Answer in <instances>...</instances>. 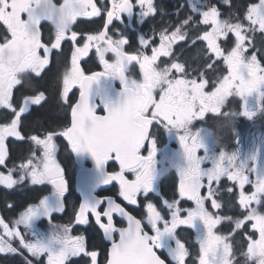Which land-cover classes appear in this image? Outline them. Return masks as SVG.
I'll return each instance as SVG.
<instances>
[{"label": "snow or ice", "instance_id": "6c2138e0", "mask_svg": "<svg viewBox=\"0 0 264 264\" xmlns=\"http://www.w3.org/2000/svg\"><path fill=\"white\" fill-rule=\"evenodd\" d=\"M222 2L231 5L232 0ZM188 6L203 27L194 28L197 20L188 15L171 30L159 31L158 44L155 35H140L139 47L133 48L115 22L123 24L126 15L130 26L133 16L142 23L163 11L154 0H101L99 6L97 0H62L59 4L55 0H0V25L6 30L0 34V109L5 110L0 112V166L7 169L0 171V186L13 189L28 181L52 189L17 218L0 216V253L27 250L39 264H45L40 259L44 256L46 264H167L158 254L163 252L171 264H186L190 257L193 264H240L239 251L244 264H264V211L260 210L264 174L247 169L243 162L237 166L235 153L222 150L212 157L205 134L211 137L214 132L193 131L192 127L209 113L221 121L234 120L237 113L223 110L230 97L240 99L239 115L248 119L256 114L248 108L250 98L264 109V0L247 4L245 12L230 13L227 19L203 0H188ZM81 17H101L104 23L95 32L73 30ZM45 22L52 26L47 41L42 38ZM178 42L196 48L203 70L175 55ZM179 47L184 50L183 44ZM68 51L70 63L64 67L57 97L70 112V124L32 134L26 131L30 115L51 99V94L46 95L48 89L41 90L33 81L45 78L42 74L53 55L66 58ZM92 59L98 60L103 71L82 67ZM136 66L138 79L132 75ZM217 70L220 75L213 80L210 72ZM14 90L20 95H14ZM161 129L175 133L182 150L180 163L167 156L162 166L158 163L156 137ZM58 137L67 141L81 164L92 161L100 185L118 184L122 201L143 207L142 219L116 199L96 196L80 203L69 223H54L53 214L65 212L67 191L64 169L57 161ZM10 138L33 147L19 158L18 165L8 167L13 159ZM109 162L118 169L110 171ZM170 169L176 171L171 199L159 186ZM222 179L231 186L222 185ZM83 182H93L88 171ZM246 185L252 190L246 191ZM222 190L230 194V201L221 198ZM182 202L192 206L184 207ZM208 204L215 210L239 208L240 214L221 215L209 211ZM116 217L126 221L127 227H118ZM41 218L50 226L43 235L34 230L35 221ZM224 222L233 225L228 234L216 231ZM77 226L85 230L94 226L102 233L107 242L103 259L101 250L90 247L85 235L73 234ZM182 226L195 230L198 254L178 236ZM26 233L33 239H26ZM16 240L20 248L13 246ZM25 264L33 261L25 257Z\"/></svg>", "mask_w": 264, "mask_h": 264}, {"label": "flooded vegetation", "instance_id": "af4514ba", "mask_svg": "<svg viewBox=\"0 0 264 264\" xmlns=\"http://www.w3.org/2000/svg\"><path fill=\"white\" fill-rule=\"evenodd\" d=\"M55 2L59 4L62 0H55ZM100 2L101 0H97L98 6L100 5ZM154 2L158 5V8L163 11H158L154 16L147 17L142 23H137L136 16H133L129 26L128 17L126 15L124 16L123 24L119 21L115 22V28L128 36L130 44L133 48L139 47L138 38L140 35H145L146 37L155 35L156 42L158 44L159 31L163 29L171 30L188 15H194L197 20V24L193 26L194 28L203 27V25L199 24V16L190 12L188 0H154ZM203 2L215 5L221 13V18L227 19L230 13L240 15L246 11L247 4L258 2V0H232L231 5L224 4L222 0H203ZM138 11L139 9L137 7L136 12ZM103 23L104 21L101 17H93L91 19L81 17L78 18L77 24L73 25V30L95 32L102 28ZM51 27L52 26L47 22H45L42 27V38L45 41L49 39ZM5 32V28L0 25V34H4ZM259 35L260 34L257 33L258 40ZM0 42H3L2 39H0ZM181 44L184 45L183 51H181L179 47ZM68 47V45H65V48ZM189 49V44L178 42V44L174 46L173 52L181 61L187 59L192 68L203 70L202 60L196 56V48L191 47V49ZM70 55V51L67 52L66 58L53 55L50 65L45 69V73L42 74L45 78L43 80L37 79L33 81V84L40 87L41 90L47 88L48 92H46V95L51 94V99L44 108L34 110L32 112L29 117L26 131L32 134H37V132L43 133L45 129L60 130L65 125L70 124V112L67 110L66 105L62 107L59 104L57 97V93L61 87L60 80L64 67L70 63ZM85 59L87 60L88 58ZM82 67L86 70L90 69L91 71H103L102 65H100L98 60L95 59L89 60L88 63H82ZM223 67L224 66L221 64L220 68ZM132 75L133 78H140L138 66L132 68ZM219 75V70L215 73L210 72V76L213 80ZM116 87H119L118 81L116 82ZM24 91L27 90L25 89ZM14 95H20V91L14 90ZM248 108L250 111H254L256 113L251 119H248L243 115H239L241 110V101L239 98L230 97L223 110L237 113L238 115L234 118V120L227 122L221 121L219 117L209 113L206 115L204 120L195 121L192 127L193 131L203 128L211 129L214 132V135L211 137L205 134V138L208 143V152L212 157L217 156L222 150L229 154L235 153L238 156V160L235 161L237 166L243 162L247 169H257L259 173L264 174V109L259 107V101L255 98H250L248 101ZM3 111L5 110L0 109V112ZM156 139L158 148L157 161L161 164V166L166 156L176 163H180L182 161V150L175 133H169L161 129L158 131ZM56 142L58 144L57 161L64 169L67 191L64 197L65 212L63 214L54 213V223L67 224L73 219L74 210L78 209L79 204L83 202V199L77 190L80 185H84L87 192H92V197L98 196L101 199L111 197L116 199L117 202L126 207V210L129 211L130 214L138 219H142L144 215V208L127 205V202L122 201V198L118 195V184L107 186L100 185L98 183L100 178L93 170V163L90 159L84 160L81 164L63 137H58ZM32 147L33 146L29 142L18 141L10 138L9 154L13 159L9 161L8 167H11L13 163L18 165L21 162L19 158L27 156ZM201 154H204L203 150ZM252 157L256 158L253 159ZM209 166L210 161L205 162L204 167L207 168ZM108 168L110 171L117 170L118 165L113 162H109ZM0 171L6 173L7 169L4 166H0ZM85 171H88L92 175V183L85 184L83 182ZM253 175L255 176L256 173H253ZM175 184L176 171L175 169H170L164 173L163 178L159 181L161 193L169 199L173 198L175 194ZM221 184L231 186V182L226 179H222ZM234 190L238 191V189ZM251 190V185H246V191ZM51 191L52 189L50 185H32L28 181L15 186L13 189H7L0 186V216L15 219L28 205L38 203L39 199L43 198V196L50 195ZM220 196L224 201L231 200L230 194L226 191L222 190L220 192ZM140 199L143 198L141 197ZM153 202H158V198L153 197ZM232 202L234 203V201ZM8 204H12L14 207L9 209L7 207ZM183 206L191 207L192 205L188 202L183 203ZM207 206L209 211H219L221 215L226 214L237 216L240 214L239 208H232L230 210L222 208L221 210H215L211 208L210 204ZM260 210L264 211V204L260 205ZM116 223L118 227L127 226L124 220H121L119 217H116ZM49 227L48 220L44 218H41L34 223V230L40 235L46 234L49 231ZM232 228L233 225L224 222L217 226L216 231L218 233L228 234ZM21 230L23 231V228H21ZM146 230L148 229L146 228ZM73 234L85 235L90 247L101 250V259H103V251L107 242L103 241L102 233L98 231L96 227H89L85 230L84 226H77V228L73 230ZM177 234L186 243L193 254H198V245L195 242V230L182 226L177 229ZM26 239L31 240L33 237L26 233ZM239 239L240 238L237 237V241H239ZM13 246L20 248L19 241H14ZM236 248H239V244L236 245ZM158 254H161L162 258L166 259L167 264H171V260L167 257L166 252ZM236 256L240 261V264H244V257L239 251H237ZM25 257L31 259L33 264H39L37 259L32 257L27 250H23L22 253L18 251L15 254L0 253V264H25ZM40 259L44 260L46 264V256L41 257ZM186 264H193L191 257Z\"/></svg>", "mask_w": 264, "mask_h": 264}, {"label": "water", "instance_id": "95a60500", "mask_svg": "<svg viewBox=\"0 0 264 264\" xmlns=\"http://www.w3.org/2000/svg\"><path fill=\"white\" fill-rule=\"evenodd\" d=\"M80 190H81V194H82L84 200H86V197H89V194L87 193V191H85V190L82 189L81 187H80Z\"/></svg>", "mask_w": 264, "mask_h": 264}]
</instances>
